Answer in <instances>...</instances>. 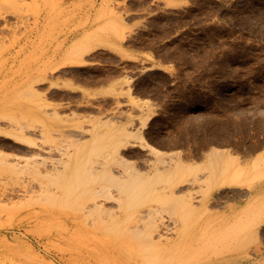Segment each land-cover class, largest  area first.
<instances>
[{
  "label": "rangeland",
  "instance_id": "374dc122",
  "mask_svg": "<svg viewBox=\"0 0 264 264\" xmlns=\"http://www.w3.org/2000/svg\"><path fill=\"white\" fill-rule=\"evenodd\" d=\"M93 30L108 42L82 50L80 62L67 60L73 43ZM15 86H32V93L7 97ZM0 108V264H264V242L254 235L228 249L200 240L214 234L195 233L199 224L179 233L181 202L176 210L161 200L140 204L144 218L114 228L106 222L128 219L111 212L120 210L117 200L99 197L110 210L103 213L71 208L64 184L71 168L62 181L51 175L114 122L116 131L140 130L161 150L192 161L205 162L213 146L243 160L264 153V0H0ZM104 120L111 123L103 128ZM43 124L45 131L37 128ZM133 136L120 153L150 177L162 164ZM37 144L46 147L41 154ZM200 170L199 177L208 171ZM199 177L180 182L174 196L202 203L207 189ZM165 185L156 194L170 196ZM220 189L208 193L210 207L194 221L235 219L233 209L252 198L241 193L245 185ZM223 192L236 199H222L227 213H215ZM88 198L87 206L94 202ZM118 229H151L156 239L147 244Z\"/></svg>",
  "mask_w": 264,
  "mask_h": 264
},
{
  "label": "bare ground",
  "instance_id": "6f19581e",
  "mask_svg": "<svg viewBox=\"0 0 264 264\" xmlns=\"http://www.w3.org/2000/svg\"><path fill=\"white\" fill-rule=\"evenodd\" d=\"M100 30L102 31L101 28ZM98 34L99 33H97L96 31L94 32L93 30V32L91 31L90 33L88 32L87 35L82 37L80 40H77L76 42H74L69 52L66 54L65 58H67V60L69 58H74V59L76 58L75 60L76 61L79 60L80 62L82 50H85V49L92 50V48L95 47V45L93 44L95 43L98 44L102 42V40L104 39L103 37H100ZM104 41L108 42V39L106 38L104 39ZM16 88L17 87L15 86L12 90L8 91L7 97L9 96V93L12 91H13L12 94L17 98H19L20 95H28L32 93V91L30 90L32 89V86H30L29 89H26V90H22L21 88L20 90H17ZM116 90L117 88L114 86L107 91L116 92ZM13 95L11 96V99ZM4 97H6V95ZM132 97L134 99L139 98L134 95ZM3 114H6V113L0 110V117L3 116ZM108 121L109 120H106L105 122L99 121V123L103 127L111 123V121L110 123ZM112 125L110 124L109 126H107V130L105 132L98 128L101 132H98L93 143L86 144L84 147H82V150L84 152L83 154H80L82 152L81 148L80 150L77 151L76 156H74L75 153L73 156L70 153L69 157L66 158L68 160L63 165L64 170L63 171L59 170L60 171L59 175L52 172L51 175H53L58 180L62 181L63 178L67 177L66 173L64 172L66 171L68 174L69 169L71 168V173L68 175V178H66L64 182L65 185H68L67 195H69V199H68L67 206L71 208H74L75 206L79 208V210H87L88 207H94L98 209V211H101L103 213L104 211H110V210H107L108 208L106 207V205L103 204V203H106V202H103L104 200L102 202L99 201L100 199L98 200L99 197L106 196L109 201L110 199L111 200L114 199V201L117 200V202H119L118 205H119L120 210L119 211L112 210L111 212H114L115 214L124 212V214L126 213L125 218H128V219L126 222L121 221V219H117V220L113 219L111 222H106L110 226L116 228V227L126 226L127 224L130 225L131 223L129 222L132 219L135 220V217L137 216L139 217L141 216L140 218H144L143 215H140L137 213V209L139 208L140 204L144 205L146 203H150L151 201L161 200L163 204H166V207L168 206V208H172L176 210L177 209L176 206L178 207L179 203L181 202L182 211L179 212V217L181 220L179 221L177 219L176 221V225L178 226L181 225V228H182L181 230H179V233H185V232L190 233L191 230H189L188 228H192L199 224L201 226V229L198 231H195V233L214 234L212 240H206L203 237H198L200 240H204L205 244H209L207 241L211 242L217 239L223 242L224 248L237 249L243 245L244 241H246L247 235H249L248 238L250 237V235H254L256 239H260L262 243L264 242V229H263V232L260 231V225L261 223H264V153H257L251 158H249L250 160L248 158L246 160L245 158L246 160L245 161L243 160V156H241L239 153H234L233 151L229 152L227 151L226 148H220L217 146H213L211 149L208 150L207 160L202 163L198 161H192L190 159L189 160L185 159L184 156L181 155V153H177L174 155V153L172 152H165L161 150L160 148L150 143L147 140V138L144 136L143 132H141L140 130H139L140 132L138 131L135 133V131H128L129 129H125L122 127L124 130L121 129L120 131L119 129V131H116L117 128L115 130L114 129L115 127H113ZM117 125H120V124L117 123ZM39 126H42V129L45 131L46 124L38 125L37 128H39ZM77 132L80 137H84L87 135L84 133V131H77ZM133 135H135L137 138L138 136H140L142 139L141 140L142 146L149 148L150 149L149 151H152L158 157L156 161L162 164L161 166L160 165L158 166L156 173H154V175L151 174L150 177H146L144 175L145 173H142L139 167L135 166L136 164L135 165L129 164L128 158L127 159L126 157L124 158L125 154L124 156L122 155L123 151L121 150V147L125 145L126 142H129L128 139H130V137ZM19 137L22 139L28 140L30 142L29 139H26L23 136H19ZM18 147H15V148H18ZM40 147L44 148L45 146L39 145L38 149ZM22 149L20 148V150ZM40 151H41V148L39 150V153ZM86 151L88 152L87 155L85 154ZM120 151H122V154L120 153ZM66 154H68V151L66 152ZM166 154H168L169 156H165ZM0 156H1V153H0ZM71 156H72V159H71ZM99 157L101 159H99ZM4 160L8 161L7 159H4ZM70 160H71V163L69 164ZM95 161L99 162L100 164H103L104 167L99 168V166H97L96 164L93 165ZM56 162L57 163L54 164L55 167H57L55 171H58V169L62 168L61 165L63 164V162L61 160L56 161ZM72 162L74 163V167L72 166ZM113 162L123 165L125 167L123 168L125 169V171H123L122 174L119 175L116 172H114L112 169L106 166ZM47 163L48 162L46 161V164ZM200 167L206 169V171L208 170L207 173L204 172L206 173L204 174L205 176H202L203 175L202 173L201 175L202 177L200 176L201 178L198 176ZM193 177L194 178L199 177L198 179H201V180L204 179V183L202 184V186H203V189L206 188L207 190L205 191V194L203 197L204 200L202 203L194 201L193 196L191 197V195H183V196L181 195L182 197H179V198L174 196V193L176 192L175 189L179 186V183L183 181L184 182L190 181L191 183ZM160 182H166L165 189H168L171 192L170 193L168 191L169 192L168 194L170 196L156 194V192L158 191V183ZM96 184H100V186L95 188L94 185ZM241 185H245L248 187L247 189L248 191L246 189H243L244 191L242 190L243 192L241 193L247 196L250 195L252 196V198L242 208L233 209L232 215L234 216L235 214V219H231V220L223 219L222 221L208 220V221H203L202 223L194 221L193 217H196L198 213L200 215L201 213L200 210L210 207V206H207V201L209 199L208 193L211 194L214 190H217V189L219 190L220 188H221L220 190H222V188L225 186H241ZM238 191L240 192V190ZM223 193L224 194L222 193L217 194V197L215 196L217 198L216 200L218 201H214V204L221 205L223 203L224 205H226L225 201L221 202L222 199H225L226 201H228L227 203H229V201L233 199H236V198H233L234 196L229 197L230 193L229 194L228 193L225 194L226 192H223ZM86 196L87 197L89 196L88 199H90L91 201L92 200L94 201L92 203L89 200L92 203L91 205L89 204V206H87L84 200ZM117 202L115 201V203ZM71 204L73 205L71 206ZM112 205L114 206V204ZM115 206H117V204H115ZM154 207L152 208L153 210L155 209L154 212H156L157 210H160V207H155V208ZM91 209L92 208H90V210ZM152 209H150V211H152ZM110 215H113V214L111 213ZM137 225L136 227L140 226L139 224ZM147 225H149V223L146 224L145 226ZM203 228L204 229L209 228L210 230L209 231L204 230ZM116 231H120L123 233L135 232L136 237H140L142 241L147 244L153 243L156 239L151 229H147V230L118 229ZM162 235L163 234L159 235V240L160 241L166 240L164 239ZM145 249L148 250L150 248L149 246H146ZM156 250L159 254L160 248L158 247ZM237 256L238 255L234 256L233 259L237 258Z\"/></svg>",
  "mask_w": 264,
  "mask_h": 264
},
{
  "label": "crops",
  "instance_id": "0c3cea01",
  "mask_svg": "<svg viewBox=\"0 0 264 264\" xmlns=\"http://www.w3.org/2000/svg\"><path fill=\"white\" fill-rule=\"evenodd\" d=\"M232 203H235L236 205H238V206H240V207H242L243 205H241V204H239V202H237V201H232ZM246 203H248V202H246ZM221 204V203H220ZM223 204V203H222ZM216 205L215 206V208H216V212L215 213H227V207L223 204V205ZM264 224H261L260 225V231H262L263 232V229H264V226H263ZM262 227V228H261ZM262 229V230H261Z\"/></svg>",
  "mask_w": 264,
  "mask_h": 264
}]
</instances>
